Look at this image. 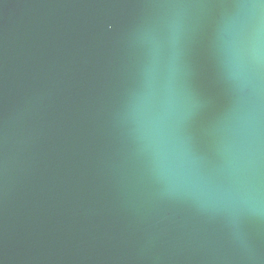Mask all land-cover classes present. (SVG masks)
Wrapping results in <instances>:
<instances>
[{
  "label": "water",
  "instance_id": "obj_1",
  "mask_svg": "<svg viewBox=\"0 0 264 264\" xmlns=\"http://www.w3.org/2000/svg\"><path fill=\"white\" fill-rule=\"evenodd\" d=\"M0 264H264V3L0 0Z\"/></svg>",
  "mask_w": 264,
  "mask_h": 264
},
{
  "label": "snow or ice",
  "instance_id": "obj_2",
  "mask_svg": "<svg viewBox=\"0 0 264 264\" xmlns=\"http://www.w3.org/2000/svg\"><path fill=\"white\" fill-rule=\"evenodd\" d=\"M264 3V0H259ZM176 139L180 144L183 156L194 166L199 163V156L197 154V143L195 138L187 130V127L182 125L176 132Z\"/></svg>",
  "mask_w": 264,
  "mask_h": 264
}]
</instances>
